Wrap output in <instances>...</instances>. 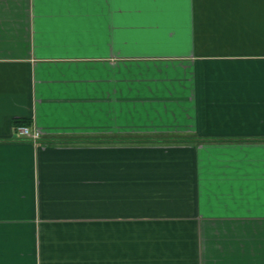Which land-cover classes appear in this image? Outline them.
I'll list each match as a JSON object with an SVG mask.
<instances>
[{"label":"crops","instance_id":"0c3cea01","mask_svg":"<svg viewBox=\"0 0 264 264\" xmlns=\"http://www.w3.org/2000/svg\"><path fill=\"white\" fill-rule=\"evenodd\" d=\"M0 264H264V0H0Z\"/></svg>","mask_w":264,"mask_h":264},{"label":"built area","instance_id":"2783aa9c","mask_svg":"<svg viewBox=\"0 0 264 264\" xmlns=\"http://www.w3.org/2000/svg\"><path fill=\"white\" fill-rule=\"evenodd\" d=\"M15 134L19 137L26 138L32 142H36L39 139V134L37 132H31L28 127H17L15 129Z\"/></svg>","mask_w":264,"mask_h":264},{"label":"trees","instance_id":"16d2710c","mask_svg":"<svg viewBox=\"0 0 264 264\" xmlns=\"http://www.w3.org/2000/svg\"><path fill=\"white\" fill-rule=\"evenodd\" d=\"M14 123V128L16 129L19 126H23V127H27V125L24 122L21 121H17V122H13ZM193 141H199V140H193Z\"/></svg>","mask_w":264,"mask_h":264}]
</instances>
